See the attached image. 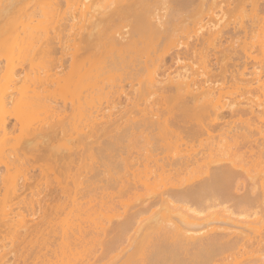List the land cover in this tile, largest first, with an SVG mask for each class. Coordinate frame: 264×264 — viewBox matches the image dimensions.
Here are the masks:
<instances>
[{
	"label": "bare ground",
	"instance_id": "1",
	"mask_svg": "<svg viewBox=\"0 0 264 264\" xmlns=\"http://www.w3.org/2000/svg\"><path fill=\"white\" fill-rule=\"evenodd\" d=\"M219 7L224 15L232 12L231 16L235 8H239L236 13L244 9L247 12L241 14L246 17L241 16L235 24L224 22V16L222 19L217 16L218 20L213 16ZM223 7L227 9L225 12ZM207 17L209 22L213 18L215 22H204ZM256 25L264 31V0H0V56L5 60L0 65L1 162L9 168L22 155L36 152L43 160H52L47 167L53 170L56 166L53 160L63 161L62 165L70 169L72 164L86 163V157L95 161L107 157L113 162L110 165L115 166L113 172L118 168L126 174L125 177L121 173L120 178L129 182L127 188L132 197L144 196L141 203L127 209L131 212L122 216L123 221L115 222L118 223L113 227L115 231L111 227L118 234L116 239L105 243L101 237L106 226L103 229L104 222L97 220L103 218L99 216L105 211L100 212L93 205L87 208L88 201H80L77 195L79 188L86 192L96 174L102 173L101 170L96 173L101 164L99 169L94 165L97 169L88 172L86 178L83 175L82 182L73 180L77 183L73 185L69 181L75 187L55 175L65 199L72 196L71 204L68 206L65 201L63 206H50L47 216L45 213L41 219L46 218L43 222L25 218L42 208L40 201L23 195L26 191L35 192L39 185L33 178L35 170L26 169L20 180L4 178L6 196L2 201L0 227L4 225L6 229L0 228V264H76L80 260H75V250H79L76 248H81V252L80 245L87 244L86 236L94 235L96 228L103 234L95 230L96 243L106 244L105 248L100 247L103 250L114 251L129 231L141 227L144 219L140 216L157 204H165L167 212L162 215V211L151 212L157 214H152L154 218L148 226L151 225L150 232L160 231V237L156 234L159 239L155 236V242L153 237L158 231L152 236L147 229L148 234L133 245L141 254L144 244L153 237L155 243H151L145 264H264V216L260 217L264 215V43H258L257 54L243 45L241 49L232 46L218 50L217 44L228 35L251 31L253 35ZM184 34H191L188 36L192 40ZM261 34L262 37L264 32ZM205 43L208 46L202 47ZM198 56L203 60L202 70L188 72L189 66L184 61ZM25 64L27 72L17 69L18 65L25 68ZM175 64L178 66L171 71ZM125 82L131 89L123 99L127 106L124 112L135 111L140 116L136 119L138 115L135 118L129 114L120 122L119 114L115 118L107 110L123 102ZM55 94L61 98L57 99ZM67 95L72 96L69 99ZM69 106L72 113L65 114ZM7 111L15 118L13 127L20 124L25 131L26 138L19 146L8 145L11 123L4 114ZM155 128L164 134L168 148L198 143L207 149L200 155V151L192 148L194 153L189 146L186 151L180 148L177 156L160 153L163 156L160 157L158 151L164 152L165 146H160V140L158 145L149 141L154 133L148 132ZM70 133L72 143L68 142L72 145L68 142L57 148L51 145L58 136ZM137 145L142 147L141 153L135 150ZM42 169L44 172L45 167ZM191 170L203 175L194 180H188L191 176L184 181L178 179ZM113 172L112 181L116 182L119 176ZM173 175L178 177L175 179ZM87 180V184L83 183ZM174 180L184 183L181 186ZM80 183L84 184V190ZM56 189L52 187L51 192ZM17 199L19 210L15 212ZM173 201L175 207L171 206ZM185 204L189 211L192 205L196 209L191 207L188 212ZM105 207L109 208L105 205L102 210ZM91 208L99 210L98 218ZM216 209L220 211L213 213ZM58 212L62 214L58 219L67 212L59 222ZM115 213L108 215L114 219L118 216ZM237 213L246 219L236 218ZM98 223L102 228L97 227ZM42 227L50 230L44 231ZM42 231L48 234L47 244L45 238L41 240L46 234ZM56 232L60 234L57 233L58 239ZM56 240L63 244L59 242L58 246ZM101 249L100 255L97 252L100 258ZM82 253L86 259L87 255Z\"/></svg>",
	"mask_w": 264,
	"mask_h": 264
},
{
	"label": "rangeland",
	"instance_id": "2",
	"mask_svg": "<svg viewBox=\"0 0 264 264\" xmlns=\"http://www.w3.org/2000/svg\"><path fill=\"white\" fill-rule=\"evenodd\" d=\"M234 4V3H233ZM225 4H223V6H224ZM233 7V9H234V6H235V4H234V6L231 4L230 5V7ZM224 7H226V6H224ZM223 7V8H224ZM232 7H231V9H232ZM236 7V6H235ZM227 8V7H226ZM226 8H224L223 10V12H225V9ZM239 8H240V6H239ZM239 8H235L236 10L235 11H238L237 9H239ZM242 8H244V6L242 7ZM222 10V8H220L219 7V9L217 8V10L219 11V10ZM216 10V12H215V16H213V17H216V19H218L219 20V18H221V17H223L224 19H225V21L224 22H230V23H233V24H235V21H237V20H239V19H241L240 17L242 16H245L246 17V14H244V15H242L241 13L243 12V13H246L247 11H245L244 9V11L242 10V12H240L241 11V9H240V11H239V13H236L234 10H233V16H231V13L229 14L228 12H226L225 13V15H224V13H221L222 11L220 10L219 12ZM227 10V9H226ZM218 14V15H217ZM241 14V15H240ZM217 16L219 17V18H217ZM227 16V17H226ZM222 19V18H221ZM210 21V18H206L205 20H204V22H209ZM213 21H211L212 23L213 22H215L214 20V18L212 19ZM211 22H209V23H211ZM220 22H221V20H220ZM239 22H240V20H239ZM236 23H238V22H236ZM260 26V25H259ZM258 26L256 25V27L255 28H257ZM255 28H254V30H255ZM261 28H263V27H261ZM258 30V31H257ZM260 27H258L257 29H256V31L254 32L253 31V35H252V31H251V33L249 32L248 34H243V33H238V35L237 36H231V37H229V35L228 36H226L227 38H222V40L221 41H219V43H217L218 44V50H223L224 48H231L232 46L233 47H236L237 49H241V48H244V47H246V48H249L248 50L249 51H253V54H255L256 52H258L257 51V46H259V44H263L264 42L263 41H261V40H264L263 38V36H264V34H263V36L261 37V33H263V32H261L262 30H260ZM204 31H206L205 29H204ZM257 32H259V33H257ZM261 32V33H260ZM184 35H187V39H188V35H191V34H184ZM251 35V36H250ZM184 37V38H185ZM191 37V36H190ZM190 37H189V39H190ZM247 37L249 38V39H247ZM251 37V38H250ZM184 38H182V39H184ZM192 38V37H191ZM194 38V37H193ZM262 38V39H261ZM251 39V40H250ZM185 40V39H184ZM192 39H190L189 41H191ZM254 40V42H256V40L258 41L256 44L254 43V42H252ZM246 42V44H244L245 42ZM220 42H221V44H220ZM250 42V44H248ZM252 42V43H251ZM260 42V43H259ZM259 43V44H258ZM206 45V46H205ZM244 47H243V46ZM256 45V46H255ZM203 46H205V47H207L208 45H207V43H205L204 45H202V47ZM199 47H201V46H199ZM232 47V48H233ZM260 47V46H259ZM245 48V49H246ZM256 48V49H255ZM260 49V48H259ZM204 53V54H203ZM259 53V52H258ZM257 54V53H256ZM202 57H203V60H204V55H205V50H204V52H202ZM200 56V55H199ZM194 57V58H192V59H187V60H185L184 61V63L183 64H188L187 66H189L188 67V72L189 71H192V70H195L194 72H197V71H199L202 67H200V66H202L203 65V63H202V59H200L201 57ZM1 58H0V65L1 66H3L5 63V60H4V58L2 57V56H0ZM169 59H170V56L168 55L167 56ZM3 64V65H2ZM26 66H24L25 68H23V65L20 67V65H18L17 66V69L19 70V71H21V70H23V72L25 73V69H26V67H28V65L27 64H25ZM168 65H169V63H168ZM175 66H178V64H175V65H173V67L170 69L171 71H173L174 69H175ZM198 68H200V69H198ZM192 69V70H191ZM198 69V70H197ZM28 70H29V68H28ZM169 70V71H170ZM183 70V69H182ZM202 70V69H201ZM22 72V74H24ZM26 72H27V69H26ZM193 72V71H192ZM168 73V72H167ZM22 76V75H21ZM161 76V75H160ZM162 77H163V75H162ZM124 92H123V95H122V101H123V99L125 100V93L126 92H128V91H130V85L127 83V82H125L124 83ZM72 89V88H71ZM68 93V92H67ZM72 92H70L69 91V94H71ZM56 95V97H57V99H60L61 98V96L59 95V94H55ZM73 95V94H72ZM72 95H70V97L72 96ZM67 97L70 99V97H69V95H67ZM103 105H105V104H103ZM112 106V105H111ZM12 107V106H11ZM125 108H127V106H126V102L125 101H123L121 104H119V103H117V104H115V106L114 107H112V108H110V110H107L109 113L111 112V115L114 113V115L113 116H115V118L117 117V115H115V114H119L118 116V119L120 120V122H122L121 120H125L126 118H128V117H130V116H132V117H134L135 115H138V114H136V112L134 113H125L124 111H125ZM65 114H71L72 113V107H68L67 109H66V111L64 112ZM7 117H8V122L9 123H11V125H10V130H11V133H10V136H11V139H10V141L8 142V145L9 146H11V145H16V146H19L20 144H22L23 142H24V140H25V138H24V136H25V131L23 130V128H22V126L20 125V124H17L15 127H13V123H15V118L13 117V115H12V113H10V112H5L4 113ZM127 114V115H126ZM129 114H130V116H129ZM120 116H121V118H123V119H121L120 118ZM123 116V117H122ZM126 116V117H125ZM139 116L140 115H138V117L137 116H135V118L136 119H138L139 118ZM102 117H104L103 119H108L109 120V118L108 117H105L104 115H102ZM101 117V118H102ZM131 117V118H132ZM111 118H114V117H111ZM102 119V120H103ZM106 119V120H107ZM101 121V120H100ZM106 122V121H105ZM150 132H148V130H147V132L148 133H151V135H152V133H154V138H153V136L151 137V139H149V141L151 140V143H154L155 145H158L157 143H158V141L160 142L159 144H160V146H165V151L163 152H161V151H158L159 152V154L160 153H162V155H166V156H169V155H178V153H179V151H181L180 150V148L181 149H183V150H185V148L186 149H188L187 147H189V146H186L185 144H184V148H182L183 147V145L182 146H178V145H174L173 147H171V145H170V147L168 148V146L169 145H167V143H165L164 141H166L165 139H164V134H162V131H160L161 133H159V129L158 128H155V130L154 131H152L151 132V130H149ZM75 133V132H74ZM73 133V134H74ZM72 133H70L69 135H60V136H58L57 137V139L56 140H53L52 142H51V145L53 146V147H59V146H61V144L62 143H64V144H62V145H66L65 143H67L68 141H70L69 139H70V135H71ZM77 135V134H76ZM75 134L74 135H72L73 137H75L76 136ZM150 134H148L147 136H149ZM150 135V136H151ZM161 135V136H160ZM163 135V136H162ZM149 136V137H150ZM258 137H259V135H257ZM256 136V137H257ZM161 137V138H160ZM163 137V138H162ZM76 138V137H75ZM163 139V140H162ZM75 140V139H74ZM71 143H72V140L70 141ZM70 142H68V143H70ZM70 143V144H71ZM150 143V144H151ZM165 143V144H164ZM153 144V145H154ZM162 144V145H161ZM72 145V144H71ZM195 145V144H194ZM191 145L190 147L191 148H189L190 150L193 148V149H195V151H200V155H201V152L203 153V151H206L205 150V148L207 149V147H205L204 145H199L198 143H197V145ZM160 146H158L159 148H160ZM194 146V147H193ZM64 147V146H63ZM158 147H156V148H158ZM161 147V148H162ZM61 148V147H60ZM151 148H155L154 146L153 147H151ZM164 148V147H163ZM193 149L191 150V151H193ZM204 149V150H203ZM135 150H140V151H138V152H142L143 151V149H142V147H139L138 145H137V147H136V149ZM134 150V151H135ZM154 150H156V149H154ZM158 150H160V149H158ZM179 150V151H178ZM188 151V152H191V151ZM186 151V150H185ZM185 151H183V152H185ZM156 152H157V150H156ZM155 152V153H156ZM188 152H186V153H188ZM194 152V151H193ZM136 153V152H135ZM195 153V152H194ZM33 154V155H32ZM31 155H27V156H25V155H22L18 160H16L13 164H11L10 166H9V168L8 167H6L5 165H4V163H2L1 162V160H3V158H1L0 157V212H1V210L3 209L2 208V206H3V203H2V201H3V199H5V196H6V188H5V186H4V183L2 182V180L4 179V178H12V179H15V180H20L22 177H23V174H24V172H25V170L26 169H34L35 170V172H34V174L36 175V176H33V178H34V181H36V184L38 183L39 185L35 188V192L33 193V192H31V191H26V193H24L23 195H25L26 194V197L27 198H33V200H38V201H40L41 203H42V208H41V210H39L38 211V213H36V214H27L26 216H25V218H27V219H36V221L37 220H41V219H43L45 216H47V210L49 209V207L50 206H60V205H64L65 204V201H66V205H68V206H70V204H71V201L70 200H72L71 198H72V196H71V198H68V199H65V196L63 195V193H61L60 192V190H59V187H58V185L59 184H57L58 183V181H55V180H57L56 179V176L55 175H57V176H59L58 178V180H60V181H62L63 183H67V181L69 182V181H72L71 183H74V181H76V182H82L81 180L82 179H84L83 178V175L85 176V178H86V174L89 172H92L93 170L95 171V169H97L95 166L97 165H100L101 167H100V169H99V166H98V169H99V171H97L96 173H98V172H100V170L102 171V173H99V174H96L95 172H94V174H96L97 176L95 177V178H93L92 180H91V185L89 184V188L87 187L88 185H85L86 187H87V189H85V188H83L84 187V184H82V183H80V185L82 184L83 186L81 187V189L83 188V190L85 189L86 190V192H83L82 190H77V192L78 193H80V194H78L77 193V195H80V201H82V202H85V203H87V201H88V203H87V208H88V206L89 205H93V207L92 208H97V209H101L100 210V212L102 211H105V213H107V215L104 213V215H105V217H109L110 215H108V214H114L115 213V211L117 212V214H118V216H116L117 214L115 213V215L114 216H116V217H114V219H112V217L110 218L111 220L108 222L106 219H108L109 220V218L107 217V218H104V215L102 216V213H101V216H99V218L101 217H103L102 219H104L103 221H102V219H97V220H101V222H104V226H103V229H104V227H105V233H103L102 234V230L100 231V230H98L97 228H96V226L95 225H93V227L95 226V228L96 229H92L93 231H94V235H95V237H94V235H93V233L91 234V233H89V234H91L90 236H91V238H90V236H86V239L88 238V240L86 241V239H85V241L87 242V244L84 246L83 244H85V243H83L82 244V242H85L84 240L80 243V244H82V245H80L81 247H82V250H81V252H80V249L81 248H76V249H79V250H77V251H79L78 253H77V251L75 250V252H76V255L75 256H77V258L75 259V260H78V259H80V260H78V261H80V262H78V261H76L77 263L76 264H80L81 262H82V264H83V262H84V260H85V262H84V264H145V261H147V258H148V254H149V252H150V249H151V246H152V242H154L155 240V242H157V239L155 238V236H159L160 237V231L158 230V229H156V231H158V233H155L156 231H153L152 230V232H150V230H149V228L151 227V225H150V227L148 226V224H150L149 222L151 221V220H153L152 218H154V215H156L155 213H151V212H158L159 213V211H162L161 212V215L165 212V210H166V208H167V206L164 204V205H161L160 204V206H159V204H157L156 205V207L154 206V208H152L150 211H148V212H146L145 214H142L141 216H140V219L142 218V220L144 219V221L141 223L142 225H141V227H139V229H134L132 232H128L129 234H126L121 240H119V242L120 241H123V243L122 242H120V243H122V244H120V246L117 248V249H115L114 251H111V250H103V249H101L100 247H102V246H104L103 248H105V246H106V244H104V243H102V241L104 240H106V242L105 243H108V241L107 240H113L114 238L116 239V237H115V235H116V233L115 232H113V227L114 226H117V224H115V222H120L121 221V219H122V221H123V217L125 216V214H126V212H127V215L129 214V212H131V211H127V209H131L133 206H135L136 204H139V203H141L140 202V199L141 200H143V197H139V196H141V195H137L139 198H135V197H137L136 196V194L135 195H133V197H132V195H131V192L129 193V191H131V190H129V187L127 188V186H129L128 184H129V182L128 181H124L122 178V176H124L125 175V177H126V174L125 173H122L123 171L122 170H120V172H119V169L117 168L116 169V171H115V168H114V172L119 176V179H115L116 180V182L115 181H112L113 180V177L112 176H114V175H112L111 176V174H112V172H113V167H115L114 165H110V163H113V162H110V160L109 159H107V157L106 158H104L103 156V158H101V159H99V160H96L95 161V159L93 160L92 158H88V160H87V157L86 158H84V160H86L85 162L86 163H82V164H80V165H77V164H72L71 166H70V169H68L67 168V166L66 165H62V164H64V162L63 161H54L53 160V162L56 164V166H55V168L53 169V170H51V169H49L47 166H49L52 162V160L51 159H49V160H47V159H45V160H43L42 159V155H39L38 153H32ZM126 156H127V154H125ZM124 155V156H125ZM221 156H223L222 154H220ZM219 155V156H220ZM34 156H35V158H34ZM98 156H100V155H98ZM218 156V157H219ZM220 156V157H221ZM160 157H163V156H161V154H160ZM219 157V158H220ZM44 158H45V156H44ZM96 158V157H95ZM98 158H100V157H98ZM215 158H217V157H215ZM97 159V158H96ZM94 162H93V161ZM92 161V162H91ZM101 161V162H100ZM102 161H104V165L102 164ZM89 162V163H88ZM91 163H94V164H91ZM89 165H90V167H89ZM91 165H95L94 166V168L92 167L91 168ZM103 165V166H102ZM42 167L44 168L45 167V171L43 172V169H42ZM90 168V169H89ZM87 169H88V171H87ZM112 169V170H111ZM89 170H91V171H89ZM118 170V171H117ZM86 171V172H85ZM122 171V172H121ZM126 171V170H125ZM192 171V170H191ZM189 172V171H187L188 173H186V172H184V173H182L179 177H178V175L177 176H174L173 175V177H175V179L178 177V179L179 180H181V181H184V179H186V178H190V176H191V178L190 179H188V180H194V179H200L201 178V175H203V174H201L200 176H198L199 175V173L197 172L196 174L194 173V171H192V172ZM114 172H113V174H114ZM118 172V173H117ZM85 173V174H84ZM122 173V176L120 175ZM115 174V175H116ZM194 174V175H193ZM89 175V174H88ZM127 175H128V173H127ZM196 175H197V178H196ZM29 176H30V174H29ZM112 178H111V177ZM120 176L122 177V178H120ZM124 177V178H125ZM128 177V176H127ZM198 177H200V178H198ZM107 178L109 179V181L107 180ZM105 179V180H104ZM120 179H122L121 181H120ZM126 179V178H125ZM183 179V180H182ZM74 180V181H73ZM86 180V179H85ZM111 180V181H110ZM179 180H176V181H178V185L179 184H183L184 182H181L180 181V183H179ZM90 181V180H89ZM117 181H119V183L117 182ZM175 181V180H174ZM175 181V182H176ZM185 181H187V180H185ZM94 182V183H93ZM127 182H128V184H127ZM70 183V182H69ZM70 183V184H71ZM83 183H88V180L86 181V182H83ZM117 183L119 184V185H117ZM123 183V184H122ZM75 184H77V183H74L73 185H75ZM94 184V185H93ZM182 184H181V186H182ZM61 185V184H60ZM72 184H71V186L70 187H72L73 186ZM92 185H93V188H92ZM94 186H96L97 187V189H96V187H94ZM116 186H117V189H114V187L116 188ZM52 187H54L55 189L58 187V189H56L55 191H52L51 192V190H52ZM73 187H75V186H73ZM76 188H77V186H76ZM91 188V189H90ZM125 189L126 188V190H124L123 189V191L122 190H120V189ZM95 189H96V191H95ZM92 192H91V191ZM81 191V192H80ZM94 191V192H93ZM126 191V192H125ZM82 192H83V194L84 193H87V196H86V194H82ZM89 192V193H88ZM30 193H32V195L30 194ZM135 193V192H134ZM133 193V194H134ZM34 194V195H33ZM73 194H76V192L75 193H72V195ZM83 195V197H84V199H82L83 197H81L82 195ZM101 194V195H100ZM111 195V196H110ZM113 195V196H112ZM73 197H76V195L75 196H73ZM77 197H79V196H77ZM112 197H113V199H112ZM115 197V198H114ZM70 199V200H69ZM74 199V198H73ZM82 199V200H81ZM93 199V200H92ZM115 199V200H114ZM90 200H92V203H91V201ZM96 200V201H95ZM111 200H112V202H111ZM117 200V201H116ZM17 201H18V199L17 200H15V205L13 206L14 208H15V212H17L19 209L16 207V205L18 204L17 203ZM67 201L69 202V203H67ZM77 202L79 201L78 200V198H77V200H76ZM80 201L78 202L79 204H80ZM90 201V202H89ZM100 201V202H99ZM102 201H104V202H102ZM76 202V203H77ZM81 202V203H82ZM97 202V203H96ZM90 203V204H89ZM94 203V204H93ZM99 203V204H98ZM111 203V204H110ZM114 203V204H113ZM173 203H175L174 201L172 202V204H171V206L173 205V207H175L176 205L175 204H173ZM177 203V202H176ZM100 204H102L103 206H102V208L106 205L107 207H109V208H106L105 207V210H102V208H100ZM105 204V205H104ZM170 204V203H169ZM180 204H182V203H180ZM179 204V206H181L182 207V205H180ZM65 205V206H66ZM83 205H84V203H83ZM110 205V206H109ZM114 205V206H113ZM118 205V206H117ZM187 204H185V206L184 207H186L185 209L187 210V206H186ZM61 206V208H63ZM130 206V207H129ZM139 206V205H138ZM178 206V205H177ZM188 206H190V204L188 205ZM85 207V206H84ZM111 207H113V208H111ZM191 207L192 208H195L196 209V205L194 206V205H192V206H190V211H192L191 210ZM220 206H218V208H219ZM55 208V207H54ZM65 208V207H64ZM67 208V207H66ZM65 208V209H66ZM70 207H68L66 210L67 211H69L70 209H69ZM86 208V207H85ZM91 208V209H92ZM115 208H117V209H115ZM217 208V209H218ZM222 208V206L219 208L220 210H222L221 209ZM96 209V210H97ZM108 209V210H107ZM109 209L110 210H112L113 212H111V211H109ZM126 209V211H124ZM155 211H154V210ZM158 209V210H157ZM184 209V208H183ZM215 209V208H214ZM216 209V211L215 210H213L214 212L213 213H215V212H219L220 210H217ZM66 210H63V212L64 211H66ZM93 210H95V209H92V211ZM119 212H118V211ZM134 210V209H133ZM132 210V211H133ZM211 210V209H210ZM99 211V210H98ZM97 211V212H98ZM188 212H190L189 210H187ZM208 211V210H207ZM224 210H222V212H223ZM44 212V213H43ZM56 212V214H57V211H55ZM62 212V211H61ZM61 212H58V216L60 215V213ZM89 212H91L90 210H89ZM96 211H93V216L94 215H97V217L96 218H98V213H100V212H98L97 213ZM124 212V213H123ZM167 212V211H166ZM166 212H165V214H166ZM205 212V211H204ZM211 212V211H210ZM209 212V213H210ZM262 212L263 211H261V214H262ZM46 213V215L45 216H43L44 214ZM97 213V214H96ZM192 213V212H191ZM206 213V212H205ZM205 213H203L204 215H205ZM208 213V212H207ZM206 213V214H207ZM212 213V212H211ZM53 214H55V213H53ZM67 214V212L64 214V216ZM152 214H154L153 216H152ZM100 215V214H99ZM127 215H126V217H127ZM173 215H175V217H176V214L174 213ZM259 215H260V213H259ZM54 216V218H55V215H53ZM52 216V217H53ZM57 216V215H56ZM60 216H62V214L60 215ZM60 216L59 217H56L57 219L58 218H60ZM63 216V217H64ZM70 216V215H69ZM92 215H90V217H91ZM123 216V217H122ZM251 216V215H250ZM253 216V215H252ZM251 216V217H252ZM257 216H258V214H257ZM256 215H254V218L255 217H257ZM262 216V219H263V214L262 215H260V217ZM17 217H21L20 215L19 216H17ZM63 217H61V219L63 218ZM125 217V218H126ZM175 217H173V219L172 220H174V218ZM236 218H245V216L243 217V215H239V213H237V215L235 216ZM249 217V216H248ZM259 217V216H258ZM257 217V218H258ZM259 217V218H260ZM55 218V219H56ZM94 218V217H93ZM93 218H92V220H93ZM95 218V219H96ZM46 219V218H45ZM44 219V220H45ZM55 219L53 220L52 218H51V220H53V221H55ZM56 219V220H57ZM61 219H58V222H59V220L61 221ZM91 219V218H90ZM118 219V220H117ZM246 219V218H245ZM249 219H251V220H253V218H250L249 217ZM261 219V220H262ZM44 220H41L42 222L44 221ZM50 220V219H49ZM92 220H90L91 221V223L93 222ZM96 220V221H97ZM113 220H115V221H113ZM172 220L170 221V222H172ZM176 220V219H175ZM174 220V221H175ZM240 220V219H239ZM254 220H256V219H254ZM257 220H260V219H257ZM260 220V221H261ZM95 221V220H94ZM39 222V221H38ZM100 222V221H99ZM100 222V223H101ZM169 222V223H170ZM264 222V219H263V221H262V223ZM0 223L2 224V221L0 220ZM52 223V222H51ZM96 223V222H95ZM100 223H98V224H100ZM114 223V224H113ZM168 223V224H169ZM54 224H56L55 222H54ZM54 224H52V225H54ZM88 224V223H87ZM93 224H94V222H93ZM101 224H103V223H101ZM100 224V225H101ZM260 224V223H259ZM264 224V223H263ZM40 225H41V222H40ZM42 225H43V227H45V225H46V223H42ZM97 226V227H101L102 228V225L101 226ZM226 226V225H225ZM42 227V229L44 230L45 228H47V226L45 227V228H43ZM49 227H50V224H49ZM49 227H48V229H45L44 231H46L47 230V232L50 230L49 229ZM111 227L113 228V229H111ZM1 228V230H5L6 229V227L3 225L2 227H0ZM52 228V227H51ZM92 228V227H91ZM107 228V229H106ZM149 230V232L151 233V235L153 234V232L155 233V234H153L152 236L155 238L154 239V241L152 240L153 239V237H150L151 235H149V237L150 238H152V239H147L146 240V242L149 240V243H147L146 244V246H145V241L143 242V244H144V251L143 252H141V254L139 253V251L138 250H136L135 251V249H134V244H135V242H137L138 240H141V238L143 239V236L145 237V235L144 234H148L147 232H146V230ZM151 229V228H150ZM234 229V228H233ZM58 230H60V229H58ZM95 230H98L97 232H101V233H98V234H100V235H103L101 238L103 239H101L100 240V238L98 239V240H100L101 241V243L103 244L102 246H100L99 244H97L96 242H97V238H98V236H96V234H95ZM103 230V231H104ZM112 232H111V231ZM44 231H42V233L44 232ZM114 231H115V229H114ZM226 231H228V230H226ZM234 231V230H233ZM47 232H44V234H45V237H42V239L41 240H43L44 238V242L47 244L48 242H46L45 240H46V238H47V236L46 235H48L47 234ZM117 232V231H116ZM146 232V233H145ZM228 232H232V231H228ZM58 232H56V239H58L57 237H58V234H57ZM149 233V234H150ZM44 234H43V236H44ZM157 234V235H156ZM60 235V234H59ZM93 235V236H92ZM118 235V234H117ZM116 235V236H117ZM129 236H131V239L130 240H127L126 238L128 237L129 238ZM157 236V238L159 239V237ZM60 237V236H59ZM1 238V237H0ZM93 238V239H92ZM96 238V239H95ZM111 238H113V239H111ZM91 239V240H90ZM94 239H95V241H94ZM118 239V238H117ZM146 239V238H145ZM90 240V241H89ZM7 241H9V240H7ZM6 241V242H7ZM89 241V242H88ZM99 241V242H100ZM110 241V242H111ZM151 241V242H150ZM160 241V240H159ZM41 242V241H40ZM43 242V241H42ZM59 242H61V240L60 241H58V240H56V244L58 245V243ZM154 242V243H155ZM8 243V242H7ZM154 243H153V245H154ZM10 244V243H9ZM45 244V245H46ZM50 244V243H49ZM48 244V245H49ZM61 244H63L62 242H61ZM41 245H42V243H41ZM51 245H53V247L54 248H57V245H55L54 246V244H51ZM98 245V246H97ZM59 246V245H58ZM79 245H78V247H80ZM143 246V245H142ZM142 248V247H141ZM141 248H140V251H142L141 250ZM58 249V248H57ZM99 249V250H98ZM100 249H101V253H103V256L100 258L99 256H98V253L100 252ZM45 250V249H44ZM43 250V251H44ZM97 250V251H96ZM96 251V252H95ZM99 251V252H98ZM138 251V253L136 254V252ZM82 252H84V255L86 254L87 256H86V259H85V256L84 257H82ZM98 252V253H97ZM82 253V254H81ZM97 253V254H96ZM79 254V255H78ZM96 254V255H95ZM99 255H100V253H99ZM102 255V254H101ZM96 256H98L97 258H96ZM79 257V258H78ZM82 258H84V260L82 259ZM88 258V259H87ZM82 259V260H81ZM74 260V261H75ZM132 262V263H131ZM135 262V263H134ZM74 263V262H73ZM75 264V263H74ZM165 264H174L173 262H167V263H165Z\"/></svg>",
	"mask_w": 264,
	"mask_h": 264
}]
</instances>
